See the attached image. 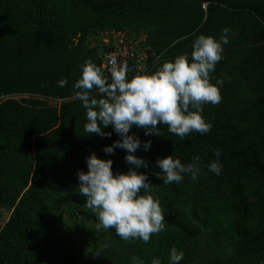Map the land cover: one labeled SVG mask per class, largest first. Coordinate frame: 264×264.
Returning a JSON list of instances; mask_svg holds the SVG:
<instances>
[{
  "label": "trees",
  "instance_id": "1",
  "mask_svg": "<svg viewBox=\"0 0 264 264\" xmlns=\"http://www.w3.org/2000/svg\"><path fill=\"white\" fill-rule=\"evenodd\" d=\"M225 28L230 43L210 81L224 80L222 99L203 105L211 132L181 140L158 124L161 136L129 133L152 141L135 153L149 162L137 171L159 199L164 231L148 243L97 231L77 172L92 152L111 159L114 174L130 165L124 150L103 151L120 139L111 126L103 129L111 138L84 131L73 85L81 64L101 62L88 38L145 34L150 75L190 57L197 36L219 40ZM216 150L219 176L208 170ZM170 155L185 165L198 157V179L186 171L180 183L163 184L155 161ZM0 212V264H168L172 247L184 253L180 264H264V0H0Z\"/></svg>",
  "mask_w": 264,
  "mask_h": 264
},
{
  "label": "clouds",
  "instance_id": "2",
  "mask_svg": "<svg viewBox=\"0 0 264 264\" xmlns=\"http://www.w3.org/2000/svg\"><path fill=\"white\" fill-rule=\"evenodd\" d=\"M229 29L222 30L219 40L212 36L199 35L192 43L190 57L180 55L170 62H164L154 74L128 78V66L117 67L115 55L109 57V76L93 61L80 65V77L73 88L75 98L85 109L84 131L87 136L96 135L111 138L112 133L103 129L111 126L120 139L104 146L106 155H114L116 149L125 151L124 160L130 165L126 173L112 171L111 159H100L92 152L86 158L87 171H78V192L86 198L85 205L97 217V231L114 229L125 241L142 240L148 243L153 234L165 229V214L158 198L151 195L152 184L148 176L137 170L148 168L149 162L135 155L138 150L149 151L152 141L142 142L131 129H143L145 136H161L157 125L167 126L168 132L183 140L190 133H210L211 122L203 116V105L219 104L220 87L224 80L210 81L216 64L223 58V46L230 43ZM163 55V53H162ZM67 79L57 82L65 87ZM43 86V85H41ZM95 92V96H93ZM86 136V137H87ZM217 160L208 165V170L217 176L222 172L220 152L215 151ZM155 166L162 176L163 184L180 183L186 171H192V180L199 176L200 160L194 158L193 166H186L172 155L158 158ZM143 191L146 195H141ZM184 253L172 247L168 264H180ZM133 264H141L138 257ZM151 264H162L154 258Z\"/></svg>",
  "mask_w": 264,
  "mask_h": 264
},
{
  "label": "built area",
  "instance_id": "3",
  "mask_svg": "<svg viewBox=\"0 0 264 264\" xmlns=\"http://www.w3.org/2000/svg\"><path fill=\"white\" fill-rule=\"evenodd\" d=\"M90 44L98 48V56L101 59L100 67L106 76H110L109 57L115 55L117 67L121 63L128 66V78L143 75L148 68L150 57L149 46L146 44V35L127 33L122 30H103L96 37H89Z\"/></svg>",
  "mask_w": 264,
  "mask_h": 264
},
{
  "label": "rangeland",
  "instance_id": "4",
  "mask_svg": "<svg viewBox=\"0 0 264 264\" xmlns=\"http://www.w3.org/2000/svg\"><path fill=\"white\" fill-rule=\"evenodd\" d=\"M6 218V214L0 212V225H2Z\"/></svg>",
  "mask_w": 264,
  "mask_h": 264
},
{
  "label": "water",
  "instance_id": "5",
  "mask_svg": "<svg viewBox=\"0 0 264 264\" xmlns=\"http://www.w3.org/2000/svg\"><path fill=\"white\" fill-rule=\"evenodd\" d=\"M186 166H193V162L192 163H187ZM159 176H162L163 174H158Z\"/></svg>",
  "mask_w": 264,
  "mask_h": 264
}]
</instances>
